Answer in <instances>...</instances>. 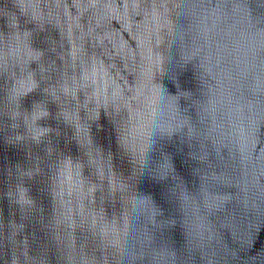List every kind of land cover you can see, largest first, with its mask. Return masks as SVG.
Returning a JSON list of instances; mask_svg holds the SVG:
<instances>
[{"label": "water", "instance_id": "95a60500", "mask_svg": "<svg viewBox=\"0 0 264 264\" xmlns=\"http://www.w3.org/2000/svg\"><path fill=\"white\" fill-rule=\"evenodd\" d=\"M0 264H264V0H0Z\"/></svg>", "mask_w": 264, "mask_h": 264}]
</instances>
